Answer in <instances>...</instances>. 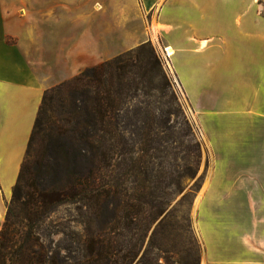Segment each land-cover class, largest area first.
Instances as JSON below:
<instances>
[{
    "label": "crops",
    "instance_id": "crops-1",
    "mask_svg": "<svg viewBox=\"0 0 264 264\" xmlns=\"http://www.w3.org/2000/svg\"><path fill=\"white\" fill-rule=\"evenodd\" d=\"M152 25L155 40L172 50L173 71L195 114L198 97L205 96L221 97L227 106L221 112L238 111L237 103L253 95L249 80L257 82L263 100L264 0H0V229L44 91L154 40ZM135 32L140 35L133 37ZM229 118L219 125L224 138L211 131L208 136L213 165L217 156L226 158L224 174L241 164L233 154H239L246 140L241 130L248 128ZM256 140L261 155L235 184L250 200L225 203V208L252 210L255 235L239 233L236 219L222 229L210 220L211 238L198 223L203 264H264V135ZM228 232L240 247H228Z\"/></svg>",
    "mask_w": 264,
    "mask_h": 264
},
{
    "label": "trees",
    "instance_id": "trees-1",
    "mask_svg": "<svg viewBox=\"0 0 264 264\" xmlns=\"http://www.w3.org/2000/svg\"><path fill=\"white\" fill-rule=\"evenodd\" d=\"M133 101L145 103L148 112L137 128L138 148L128 136L134 130L122 122ZM155 103L159 117L151 112ZM178 112L149 41L46 89L7 202L0 264H131L152 224L163 226L171 216L164 199L181 173L171 163L177 152L170 159L153 121L167 124ZM177 142L174 148L181 147ZM72 152L81 159L75 175L65 163ZM186 173L193 175L189 167ZM131 177L134 184L127 190ZM62 206L72 208L67 223L53 221ZM68 222L81 232H67ZM55 235L68 237L82 254L73 258L71 244L55 242ZM145 258L144 253L139 261Z\"/></svg>",
    "mask_w": 264,
    "mask_h": 264
},
{
    "label": "rangeland",
    "instance_id": "rangeland-1",
    "mask_svg": "<svg viewBox=\"0 0 264 264\" xmlns=\"http://www.w3.org/2000/svg\"><path fill=\"white\" fill-rule=\"evenodd\" d=\"M97 7L100 9V6ZM137 35L139 36L140 34L135 32L133 37ZM149 42L156 49L162 68L171 82L179 107V112L172 115L167 124L159 118L153 123L159 129L157 136L159 143L166 148V153L170 159L173 157V153L177 152L176 160L173 161L171 159V163H175L181 173V177L177 178L178 186L171 185V188L167 191L169 195L164 199L167 204V210L171 211V216L165 220L163 226H157L158 221L152 224L137 258L131 264H203L205 260V245L200 234L199 224L203 233L206 236L209 234L213 238L215 234L211 232V227L214 226H211L210 220L219 222L221 225H216L215 227L222 229L224 223L230 225L236 219L240 222L239 233L248 234L249 236L255 235V222L253 220L257 217H253L254 213L252 210L239 207L225 208V203L247 202L250 200L248 192L239 191L235 184L239 176L245 175L246 171L244 170L247 165L261 155L259 140H256V138L259 135H264V98L262 100L260 94L257 95L255 89L257 82L249 80L248 91L253 95H250L247 101L238 102L237 105L240 104L238 105L239 108H232L238 111L231 113L221 112L219 111L220 109L227 107L224 100L219 96H205L198 97V105L200 106L198 107V114H195L173 71L170 59L172 54H170L168 59L170 67L165 66L161 61V56H163L162 52H165L167 47H163L155 39H150ZM133 43H139V40H134ZM234 95L235 92L232 93L231 97L233 98ZM242 97L246 98L247 96L243 95ZM139 100L142 102L149 101V99L143 97ZM132 104L133 107H129L127 117L122 122L128 126L127 128L134 130V133H131V136L128 134V136L131 137V143L138 148L137 139L139 136L137 128L142 124V118H145L148 112L145 103L139 104L133 101ZM135 107H140V114L136 112ZM202 110H205V112L202 113ZM151 112L159 117L156 103L151 106ZM229 117H237L236 120L245 122L248 128L241 130L243 132L242 137L246 138V140L241 150L238 151L239 154H233L234 162L240 159L239 162H241L243 168H241V164L238 166L235 162L232 168L233 174L231 172L224 174V171L221 170L225 165L224 161L226 158L223 155L222 158L217 156L216 166L213 165L214 155L209 145L208 136H211V132H216L220 137L224 138L222 133L224 130L219 125L222 122H227V119L230 120ZM167 125L172 127L171 130L163 129ZM214 127H217V129H213ZM227 136L228 138L231 137L230 135ZM177 141H181L182 145L179 148H174L177 145L176 143H178ZM66 149L67 145L65 146ZM185 150H191L192 153H188V151L186 153ZM169 151H172V153H169ZM223 153H225L224 148ZM60 155L61 158L65 159L64 151H61ZM186 156L187 159L185 158ZM80 162L81 159L73 152L70 154V158L66 159L65 163H67L68 170L72 171V175L77 174L80 170ZM188 167L192 169L193 175L186 173ZM60 178L64 180V177ZM133 184L134 179L132 177L128 178L125 181V188L130 190ZM254 196H256L255 192L252 193V197ZM71 209L70 206L60 207L53 217V221L67 223V219H69L67 211ZM68 223L67 232L69 230L81 232V226ZM257 232L261 233L260 226H258ZM262 233L264 235V229H262ZM226 236L229 239L228 247H240L232 239L234 233L228 232ZM52 239L55 242L58 239H62L60 244H71L70 252L72 257L76 256L78 258L82 254V248L80 247V251H78L76 243L70 241L68 237L55 235ZM216 240H220L219 236L216 237ZM45 243L49 244V239H45ZM220 245H223V240H220ZM218 247L221 246L216 248ZM144 253L146 258L144 261H139Z\"/></svg>",
    "mask_w": 264,
    "mask_h": 264
},
{
    "label": "built area",
    "instance_id": "built-area-1",
    "mask_svg": "<svg viewBox=\"0 0 264 264\" xmlns=\"http://www.w3.org/2000/svg\"><path fill=\"white\" fill-rule=\"evenodd\" d=\"M163 56H161V61L163 62V64L166 66H169V56L170 54L168 53V51L165 49V52H162ZM163 57V58H162Z\"/></svg>",
    "mask_w": 264,
    "mask_h": 264
},
{
    "label": "bare ground",
    "instance_id": "bare-ground-1",
    "mask_svg": "<svg viewBox=\"0 0 264 264\" xmlns=\"http://www.w3.org/2000/svg\"><path fill=\"white\" fill-rule=\"evenodd\" d=\"M152 32H153V35H154L153 37L155 39V37L157 36V35L155 36V33L157 32V27H155L154 25L152 27ZM166 49H167V51H168L169 54H172V50L170 48H166Z\"/></svg>",
    "mask_w": 264,
    "mask_h": 264
}]
</instances>
